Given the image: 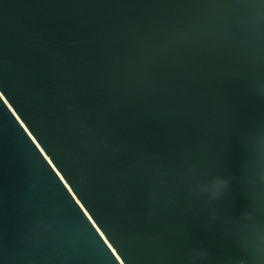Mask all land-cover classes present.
<instances>
[{
  "label": "water",
  "instance_id": "1",
  "mask_svg": "<svg viewBox=\"0 0 264 264\" xmlns=\"http://www.w3.org/2000/svg\"><path fill=\"white\" fill-rule=\"evenodd\" d=\"M0 264H264V0H0Z\"/></svg>",
  "mask_w": 264,
  "mask_h": 264
}]
</instances>
